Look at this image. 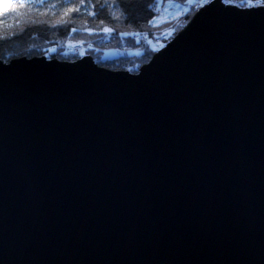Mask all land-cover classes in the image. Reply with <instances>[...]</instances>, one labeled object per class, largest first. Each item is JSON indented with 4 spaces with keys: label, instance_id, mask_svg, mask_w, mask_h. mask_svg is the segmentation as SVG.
<instances>
[{
    "label": "water",
    "instance_id": "water-1",
    "mask_svg": "<svg viewBox=\"0 0 264 264\" xmlns=\"http://www.w3.org/2000/svg\"><path fill=\"white\" fill-rule=\"evenodd\" d=\"M0 264H264V6L137 73L0 60Z\"/></svg>",
    "mask_w": 264,
    "mask_h": 264
},
{
    "label": "trees",
    "instance_id": "trees-1",
    "mask_svg": "<svg viewBox=\"0 0 264 264\" xmlns=\"http://www.w3.org/2000/svg\"><path fill=\"white\" fill-rule=\"evenodd\" d=\"M161 0H12L0 5V60L46 56L76 60L59 42L73 30L111 29L107 37L94 41L90 55L112 70L137 73L160 51L158 42L168 44L201 8L197 0H171L187 6L178 17L155 24ZM167 1V0H163ZM209 1V0H206ZM240 4L264 0H227ZM245 2V3H244ZM165 43V44H164ZM105 49L125 51L106 57ZM49 55V56H48Z\"/></svg>",
    "mask_w": 264,
    "mask_h": 264
},
{
    "label": "rangeland",
    "instance_id": "rangeland-1",
    "mask_svg": "<svg viewBox=\"0 0 264 264\" xmlns=\"http://www.w3.org/2000/svg\"><path fill=\"white\" fill-rule=\"evenodd\" d=\"M10 1L12 0H0V5L8 4ZM197 1L200 3V6L202 8L210 0L209 1L197 0ZM231 3H235V2H231ZM251 4H253L255 7L262 6L261 4L256 2ZM158 7H159V14L154 21V23L157 25L167 20H171L178 17L182 12H184L187 9V6L171 0H167V1L161 0L158 4ZM2 25L3 23H0V26ZM109 32L110 31L99 32L94 29L73 30L71 36L66 41L59 43L60 46L64 47L63 48L64 50L68 51V53L72 55H75L76 60H78L86 55H90L91 50L94 49V41L107 37V34ZM166 45H162L160 42H158L157 48L161 50ZM102 54H104V56L106 57H114L125 54V51L123 50L115 51L111 49H105V51ZM76 60H72V61H76Z\"/></svg>",
    "mask_w": 264,
    "mask_h": 264
},
{
    "label": "built area",
    "instance_id": "built-area-1",
    "mask_svg": "<svg viewBox=\"0 0 264 264\" xmlns=\"http://www.w3.org/2000/svg\"><path fill=\"white\" fill-rule=\"evenodd\" d=\"M225 2L227 3V4H231V5H236V6H239V7H242V8H251V7H255L253 4H251V3H249V2H247V3H245V4H240V3H231V2H229V1H227V0H225Z\"/></svg>",
    "mask_w": 264,
    "mask_h": 264
},
{
    "label": "snow or ice",
    "instance_id": "snow-or-ice-1",
    "mask_svg": "<svg viewBox=\"0 0 264 264\" xmlns=\"http://www.w3.org/2000/svg\"><path fill=\"white\" fill-rule=\"evenodd\" d=\"M104 31H106V32H107V31H111V29H109V28H105Z\"/></svg>",
    "mask_w": 264,
    "mask_h": 264
}]
</instances>
